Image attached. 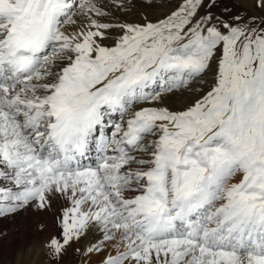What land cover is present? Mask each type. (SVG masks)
<instances>
[{"label":"snow or ice","instance_id":"6c2138e0","mask_svg":"<svg viewBox=\"0 0 264 264\" xmlns=\"http://www.w3.org/2000/svg\"><path fill=\"white\" fill-rule=\"evenodd\" d=\"M219 4L0 0V217L53 214L41 264H264V0Z\"/></svg>","mask_w":264,"mask_h":264},{"label":"bare ground","instance_id":"6f19581e","mask_svg":"<svg viewBox=\"0 0 264 264\" xmlns=\"http://www.w3.org/2000/svg\"><path fill=\"white\" fill-rule=\"evenodd\" d=\"M160 13L162 12L157 10L154 16L157 17ZM211 79L210 75L208 80ZM114 119L118 120L119 117ZM53 222L52 213L43 214L35 209L0 217V264H41L39 252L34 256L33 250L39 249L54 234ZM41 224L44 225L43 229ZM99 259L100 257H92L89 264H98ZM43 264H48V261L44 260ZM65 264H77L76 258L70 255Z\"/></svg>","mask_w":264,"mask_h":264},{"label":"rangeland","instance_id":"374dc122","mask_svg":"<svg viewBox=\"0 0 264 264\" xmlns=\"http://www.w3.org/2000/svg\"><path fill=\"white\" fill-rule=\"evenodd\" d=\"M177 3H178V0H164V7L158 10V11H161L162 13H160L158 16H161L162 14L169 12L172 8L175 7ZM233 3H234V0H220L219 6L212 9V11L215 14L220 15L223 11V7L225 4L231 7ZM234 11H243V9H234ZM248 14H252V11H249Z\"/></svg>","mask_w":264,"mask_h":264}]
</instances>
